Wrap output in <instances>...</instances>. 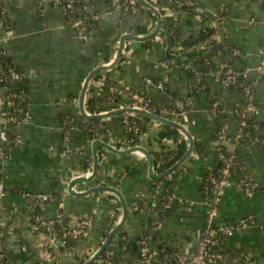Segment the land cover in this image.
Returning a JSON list of instances; mask_svg holds the SVG:
<instances>
[{"label": "crops", "instance_id": "1", "mask_svg": "<svg viewBox=\"0 0 264 264\" xmlns=\"http://www.w3.org/2000/svg\"><path fill=\"white\" fill-rule=\"evenodd\" d=\"M76 1L80 3L74 6L77 16L98 15L86 39L74 36L66 25L63 8L53 5L51 0H2L0 7L4 11L3 18L0 17V48L22 75L21 79L10 81V87L0 88V102L3 89L11 88L24 94L13 100L14 109L27 107L29 111L28 121L18 130L6 127L10 136L18 132L21 142L13 143L0 163L4 189L0 199V241L8 263L82 264L100 246L115 224L112 220L115 195L107 191L82 196L68 192L73 178L79 174L90 175L95 139L121 150L143 147L152 155L155 173L166 170L186 153V137L171 126L136 114L135 119L142 128L141 134L133 138L123 129L121 114L86 119L79 109V93L86 76L95 67L111 62L120 36L127 33L145 39H127L118 63L94 76L91 87L85 91L84 110L89 113L85 109L87 96L99 98L107 108L101 89L105 80L140 92L147 77H165V87H150L146 96L158 110L173 106L179 98L185 101L188 108L182 122H178L190 133L192 150L174 171L154 180L149 176L148 163L141 152L118 154L99 148L94 177L88 182L75 183L72 190L83 192L91 186L106 185L120 191L128 206V216L107 247L118 264H142L141 239L145 240V247L153 258L162 260L167 256L164 253L167 249L193 252L209 225L219 227L241 218L253 221L237 227L231 235L217 234L216 237L223 238L225 249L248 256L246 261L237 264H264V148L257 142L234 146L238 149L239 163L257 186L252 196L237 186L239 174L235 172L230 175L232 186L214 197H204L202 192V177L213 173L220 164L215 150L216 129L223 123L229 134L237 133L239 124L233 112L242 103L243 96L238 90L201 73L198 57H184L183 66L165 68L160 64L167 60V54L173 55L182 45L192 48L193 39L201 36L206 28L217 29L218 23L222 36L218 35L215 43L205 42L201 51L191 52H214L210 57L215 62L229 64L236 71L248 70L249 79L254 81L255 117L264 123V72L258 74L255 69L264 49L262 0H193L201 14L175 11L166 0H150L161 15V27L149 39L146 37L156 23V16L149 9L143 6L134 11L113 9L105 0ZM166 18L172 20L170 26ZM218 40L223 44L214 48ZM225 42L237 47L238 53L227 49ZM200 82L208 87L206 91L198 89ZM212 96L220 105V112L216 114L211 111ZM93 120H96L92 123L96 136L87 131ZM258 132L264 134L263 130ZM169 151L174 154L172 158L155 160V155ZM156 190L160 194L170 190L173 199L161 206L153 196ZM38 192L59 198L60 209L70 220L92 216L91 228L74 249L66 250L56 235L30 228V198L26 194ZM134 204L137 209L130 210ZM58 210L57 201L52 200L38 211L44 218H53ZM91 264H102V260L96 259Z\"/></svg>", "mask_w": 264, "mask_h": 264}, {"label": "built area", "instance_id": "2", "mask_svg": "<svg viewBox=\"0 0 264 264\" xmlns=\"http://www.w3.org/2000/svg\"><path fill=\"white\" fill-rule=\"evenodd\" d=\"M149 3L150 0H145ZM52 4L55 6H61L66 15V25L72 29L74 36L78 39H86L91 31V22H95L98 19L97 14H93L90 17L85 15L77 16L74 8V0H51ZM264 6V0H262ZM167 5L174 9V6H177L179 9L181 6H189L194 5L193 0H166ZM193 3V4H192ZM135 0H111L109 7L113 9H121V10H131L134 11L138 7H140ZM196 11L200 10L195 7ZM0 15L3 18L4 11L0 8ZM218 35L213 34L211 36V40H217ZM211 40H209L211 42ZM209 41H206L209 42ZM116 51V50H115ZM113 52V56L115 54ZM124 51V50H123ZM233 54H237V49L231 50ZM7 53L4 49L0 48V61L3 58H7ZM112 60V59H111ZM171 62L161 61L160 64L167 68L170 66ZM106 64V62L104 63ZM175 65V64H174ZM184 60L182 63L178 64V66H183ZM256 71L258 74L264 72V49L262 50V57L260 62L256 66ZM212 77L215 81L222 83L225 86H228L232 83H239V77H248V70L232 71L227 67V70L224 72V77L221 78L220 69L209 70L207 73H204ZM22 78L21 73L14 69L12 65L6 66V70L4 72H0V81H16ZM251 85H254V81L251 80ZM92 81H90L88 88L91 87ZM166 84V78H158L153 80L151 77H147L144 82V87L140 92H133L128 87L114 86L109 84V92L104 98L108 102L107 108L104 111L99 113H104L112 109H119L124 107H135L142 108L150 113L157 114L159 116H163L175 121H179L182 118L186 110H183V103L179 100L174 101V105L172 108L164 107L156 112L155 107L152 105L151 100L146 96V92L148 88L155 87L157 89H163ZM3 89V88H2ZM199 90H205V85L201 84L198 86ZM4 96L1 99L0 105H3V109L0 111V163L6 158L9 148L13 143L21 142L20 134L16 132L13 136H10L7 131V126H11L15 129H19V127L26 123L29 118V111L27 107H23L21 110H15L13 106V100L19 96H23L22 93L13 92L12 90L5 88L3 89ZM245 97L249 102H252L253 96L250 92V87H246L244 89ZM180 110V111H177ZM211 111L213 113L220 112L219 101H212ZM236 108L234 110L235 115ZM246 111L252 112L254 115L256 113L255 105L248 104L246 107ZM89 114V113H87ZM122 116V125L123 129L127 134H130L131 137L135 138L141 134V128L137 123L135 117L137 116L134 113H123ZM241 126H245L244 122L239 123V129L235 135L229 134L227 130V126L225 124L217 131V136L215 139V150L219 159L223 160L225 163L224 167L220 169V174L217 177L210 176L209 181L211 184V192L213 197L215 194L219 193L221 190L232 186L231 180V172L228 171V165L231 163L233 156L226 157L223 152V148L219 145H223L229 150H232L235 146V139L239 138ZM254 130L257 128L253 127ZM250 142H257L264 148V138H254ZM8 146V149H7ZM232 146V147H231ZM121 149V147L116 148ZM238 180L236 182L237 186L243 190V192L247 196H252L257 189L256 184L247 176L239 173ZM85 176L86 174H79V176ZM87 176V175H86ZM75 177V178H76ZM206 188V187H205ZM207 189V188H206ZM4 195V189L2 182L0 180V199H2ZM30 198V206H29V216L28 221L30 228L36 232H42L44 234L56 235L60 239L61 243L65 247L66 250H72L74 247L68 246V240H75L79 242L89 231L92 226L93 218L90 215L77 217L76 220H70L67 218L60 207L62 206V202L59 198L49 196L45 193H32L26 194ZM153 196L157 197L161 206H165L167 203L173 199V193L166 191L165 193L156 192ZM55 200L59 205V210L56 212L53 218H44L39 214V208L48 201ZM113 202L115 203V208L112 211V220L113 223H117L120 219L119 211L121 212V207L117 196L114 197ZM119 205V206H118ZM136 204L130 207V210H136ZM117 212V213H116ZM252 218H241L230 224H225L217 227L216 229L210 228L209 225L201 240L198 243V246L193 252L190 253H179L176 252L174 255V260L176 262L184 263V264H219V262H223L225 258V253H223V238L221 242L218 239H214L217 234H221L223 236H228L233 233V231L237 227L246 226L252 223ZM114 224V225H115ZM113 225V226H114ZM141 249H140V261L142 264H167L169 261L168 256H164L162 260H156L153 258L152 254L145 247V240L141 239ZM97 250V249H96ZM95 250V251H96ZM237 258L233 260L234 264H237L240 261H246L248 256L245 254H236ZM102 260V264H118L117 260L113 258V254L111 250L106 249L101 256L98 258ZM97 259V260H98ZM0 264H7L6 256L3 250L2 243L0 241ZM228 264V263H222Z\"/></svg>", "mask_w": 264, "mask_h": 264}, {"label": "trees", "instance_id": "3", "mask_svg": "<svg viewBox=\"0 0 264 264\" xmlns=\"http://www.w3.org/2000/svg\"><path fill=\"white\" fill-rule=\"evenodd\" d=\"M107 2L108 5H110V2L111 0H105ZM194 3V1H193ZM192 3V4H193ZM3 5V2L2 0H0V7ZM80 5V3H78L77 1L74 2V6H78ZM111 8V7H109ZM174 10H180L177 6H174L173 7ZM182 10H187V11H192V12H195V13H198V14H201V12L199 11H196L195 10V7L193 5H189V6H185L184 8H182ZM76 13V12H75ZM1 17V15H0ZM165 21H168L169 24L168 26L171 25L172 23V20L171 19H165ZM96 22H91V28L95 25ZM213 34H218L217 32V29L215 26H212L210 28H206L202 35L201 36H198L196 37L195 39H193L192 41V48L190 49H186L185 46H181L180 49L178 50H175V53L173 55H169L167 54L166 57H167V60H164L165 62H171L170 63V66H173L174 64L175 65H178L180 63H182L184 57H188V58H192V57H198L199 58V62H198V70L201 72V73H207L209 70H216V69H220L221 71V78L222 79L224 77V72L227 70V67L229 69H231L232 71H235L231 65L229 64H219L217 62H215L214 60L211 59V55L214 53V52H211L210 54L207 53V52H199V53H192L191 50L193 49H196L197 51H201L203 48H205L204 43L206 41H209L211 40V36ZM174 35V34H173ZM212 43H215L216 41L215 40H211ZM225 47H227V49L229 50H232V49H237L239 50L237 47H234V46H229L228 43L225 42ZM195 50V51H196ZM8 65H12L11 61L8 59V58H3L1 61H0V72H4L6 70V66ZM242 70H240L239 72H241ZM153 80H156L155 78L151 77ZM107 80L104 81L103 83V86H102V91H103V97L104 98L106 95H108V92H109V84L108 82H106ZM10 81L8 80H5V81H0V88L1 87H4V86H9L10 85ZM251 80L249 79V77H242L240 76L239 77V83L236 84V83H232V84H229L227 87L229 88H232V89H236L238 90L241 95L243 96V101L242 103L236 107V111H235V117L238 121V124L240 122H244L245 123V126H241V130L239 131L241 134L239 136V138L235 139V145H243L247 142H250L252 141L254 138H264V134H259L258 131L260 130H263L264 131V123L260 122L256 117L255 115L252 113V112H248L246 111V107L248 104H253L255 105V101H254V98L252 99V102H249L246 97H245V92H244V89L246 87H250V92L252 94V96H254V85H251ZM201 84H204L203 82H200L199 85ZM10 87V86H9ZM208 88V87H207ZM206 85H205V91H206ZM11 90V88H10ZM189 97H192V93L189 94ZM179 101H181L183 103V107L182 109L183 110H187L188 106L185 104V101H183V99L179 98L177 99ZM218 100L216 97L212 96V101H216ZM14 106V104H13ZM167 108H172V106H166ZM85 109L89 112V113H99L101 111H104L106 109V107L101 103V100L98 98H93V97H89L87 96L85 98ZM156 112H159L158 109H156ZM177 111H180L177 109ZM179 121L182 122V119H179ZM93 122H96V120H93L91 121V123L89 124V129L87 130L88 131V134L92 135V136H96L97 134L95 133L94 131V128L92 126V123ZM223 123H219L217 129H216V132L214 134V138L216 139V136H217V131L222 127ZM257 128V130H254V128ZM140 128H142V126H140ZM239 129V128H238ZM131 144H134V142H132ZM223 148V152L224 154L226 155V157H229V156H233L232 160H231V163L228 165V171L231 172V173H241L243 175H247L246 174V171L244 170V168L241 166V164L239 163V160H238V149L236 148H233L232 150H229L227 149L226 147H224L223 145H219ZM7 149H8V146H7ZM174 156V154L169 151L167 154L165 153H160L158 155H155V160L156 161H167L168 159L172 158ZM220 161V164H219V167L213 171V173H210V174H205L203 177H202V183H203V186H202V192H203V195L204 197H207V198H212L213 197V194L211 192V184H210V181H209V177L210 176H214V177H217L219 176L220 174V169L224 167L225 163L223 162V160L219 159ZM207 189H206V188ZM170 192V190H168V193ZM117 213V212H116ZM210 228H214L216 229L217 227H214V226H211ZM205 233V232H204ZM203 233V234H204ZM214 239H218L219 242H221L222 239H220L219 237H214ZM78 242L75 241V240H68V246H73L75 247L76 244ZM223 244V243H222ZM223 253H225V258L223 262H219V264H222V263H228V264H234L233 260L237 258L236 254H234L233 252L229 251L228 249H225L224 245H223ZM175 252L174 250H166L164 251L165 255H167L169 257V261L171 262H176L174 260V255H175ZM7 260V259H6ZM7 264L8 263V260H7Z\"/></svg>", "mask_w": 264, "mask_h": 264}, {"label": "water", "instance_id": "4", "mask_svg": "<svg viewBox=\"0 0 264 264\" xmlns=\"http://www.w3.org/2000/svg\"><path fill=\"white\" fill-rule=\"evenodd\" d=\"M139 5L149 9L155 16H156V23H155V28L153 30V32H151L146 38H151L154 37L156 35V33L160 30L161 27V15L160 13L156 10V8L151 5L149 2L145 1V0H135ZM194 7H196L197 5H193ZM184 8L183 6L180 7V9ZM213 17V16H212ZM213 19H215L213 17ZM217 24V32L220 36H222L221 33V28L219 26L218 23ZM127 39H145V38H137L134 37L131 34H122L119 38V42H118V46L117 49L115 51V54L111 60V62L109 64H101L97 67H95L85 78V80L83 81L82 87H81V91L79 93V98H78V102H79V109L82 113V115L86 118V119H95V118H101V117H105V116H109V115H113V114H123L126 112L129 113H134V114H140L143 115L145 117H148L150 119H153L155 121L161 122L163 124H166L168 126H171L175 129H177L180 133H182L187 141H188V149L186 151V153L179 158L178 160H176L169 168H167L164 171L155 173L153 172V158L152 155L143 147L141 146H131L129 148L126 149H116L113 146H111L110 144L103 142L102 140L99 139H95L92 143V168H91V173L89 176H79L76 178H73L69 184H68V192L69 194L72 195H86L90 192H94V191H107L110 192L112 194H114L115 196H117L120 206H121V215H120V219L119 221L109 230L108 234L105 236V238L103 239V241L101 242L100 246L97 248V250L87 259L85 260L82 264H91L93 263L96 259H98L101 254L107 249L109 242L111 241L112 237L118 233V231L121 229L125 219L128 216V206L126 204V202L124 201L120 191L113 187V186H106V185H102V186H91L89 187L87 190H84L83 192H75L72 190V187L74 186L75 183L77 182H88L90 181L98 168V156H97V150L99 148H105L107 150H110L112 152L118 153V154H123V153H127L130 151H138L141 152L148 163V173L150 178L154 179V180H159L162 177L168 175L169 173H171L172 171H174L177 167H179L182 162L184 161V159L189 155V153L192 150L193 147V140L192 137L190 135V133L188 132V130L184 127V125L178 121L163 117V116H159L157 114L154 113H150L149 111L142 109V108H135V107H124V108H119V109H112L109 110L107 112L104 113H92V114H87L86 111L84 110L83 107V100H84V95H85V91L90 83V81H92V79L94 78V76L101 70H106L109 68H112L113 66H115L118 61L120 60L123 50L125 48V41ZM222 40H218L217 44L214 46V48L220 47L222 46ZM77 217L72 218V220H76Z\"/></svg>", "mask_w": 264, "mask_h": 264}]
</instances>
